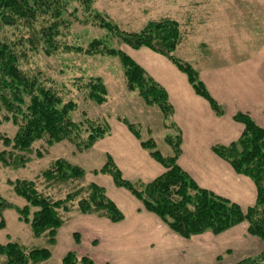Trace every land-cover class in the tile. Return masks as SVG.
<instances>
[{"label":"trees","instance_id":"16d2710c","mask_svg":"<svg viewBox=\"0 0 264 264\" xmlns=\"http://www.w3.org/2000/svg\"><path fill=\"white\" fill-rule=\"evenodd\" d=\"M96 1L0 0V123L10 122L16 127L12 137L0 134V165L13 170L23 169L33 158H42L47 148L56 143L70 142L77 152H81L110 134L112 117L102 112L97 115L88 112L107 103L109 90L104 78L79 77L68 91L36 69L32 59L37 53L52 56L56 52H74L112 57L118 60L124 91L134 94L145 106L158 109L163 128L170 130L164 137L170 152L162 154L156 149L153 138H140L138 125L115 116L113 118L129 129L164 172L148 183H131L123 179L111 157H107L105 164L92 173L110 176L116 187L130 192L145 211L157 216L182 239L205 233L219 235L245 223L248 234L264 245V128L248 114L239 112L233 120L243 126L240 137L228 145L212 148L235 173L253 182L256 201L252 207L242 210L228 199L199 187L177 164L182 137L173 121V107L165 89L122 49L109 47L101 40H93L85 48L65 44L73 23H91L105 28L118 43L133 50L148 48L168 59L186 75L195 94L209 103L215 115L222 116L224 108L211 97L198 70L174 54H177L176 47L181 38L178 22L163 18L149 22L137 33H126L118 30L106 10L94 8ZM73 84H76L75 88ZM68 94L69 100H66ZM80 104L89 108L81 109ZM37 142L43 144V151L35 149ZM84 172L78 166L57 159L34 180L10 182L14 194L25 201L19 211L34 236L46 234L52 244L56 231L64 223L62 213L67 212L96 214L112 223L123 219V214L102 187L83 181ZM68 181L71 190L58 201L39 190L41 182L49 189L51 184ZM9 205L0 198V209ZM29 216L31 219L27 218ZM0 256L5 257L3 264H37L48 260L50 252L45 248L25 252L18 244L9 242L0 244ZM62 262L95 264L72 252ZM238 264H264V247L255 257L245 258Z\"/></svg>","mask_w":264,"mask_h":264},{"label":"crops","instance_id":"0c3cea01","mask_svg":"<svg viewBox=\"0 0 264 264\" xmlns=\"http://www.w3.org/2000/svg\"><path fill=\"white\" fill-rule=\"evenodd\" d=\"M177 7L179 9L175 13L180 20L168 18L177 21L180 26L177 55L198 70L211 97L224 108L222 116L215 115L209 103L195 94L186 75L162 55L148 48L133 50L123 45L121 49L167 93L173 107V121L182 137L181 154L177 160L179 167L199 187L247 210L256 199L253 182L235 173L212 148L215 145H228L240 137L243 126L233 120L239 112L248 114L264 128V0H180ZM215 49H236L242 54H247L249 50V56L244 55L238 61L231 60L225 69L212 68ZM116 123L115 126L111 125L112 135L95 143L93 148L101 152L99 149L104 147L107 152H102L103 159L108 154L123 179L131 183H148L160 176L164 168L150 157L123 123ZM111 138L114 141L108 143ZM86 179L88 183L103 187L125 218L123 222L114 224L103 218L73 215L69 223L56 233V237L63 236L62 245H66L68 252L75 245L80 248L79 252L82 248V244L74 242L75 233L80 234L82 240L89 238V235L95 240H107L109 247L120 246L123 237H127L130 238L129 244L134 246L136 239L131 238L137 235V229H143L140 225L145 226L146 230L147 264H151L157 251L172 249L170 242L183 243L157 216L145 211L134 196L117 188L109 176L88 174ZM129 217L132 218L128 220ZM148 227L149 230H162L156 234V243L159 244H155V249L150 248L154 237L148 233ZM246 229L247 225L243 223L220 236L246 239ZM115 253H119L120 257L123 255L120 250Z\"/></svg>","mask_w":264,"mask_h":264},{"label":"rangeland","instance_id":"374dc122","mask_svg":"<svg viewBox=\"0 0 264 264\" xmlns=\"http://www.w3.org/2000/svg\"><path fill=\"white\" fill-rule=\"evenodd\" d=\"M179 3L180 0H97L94 8L99 11H102V9L106 10L111 19L114 20V25L118 30L126 33H137L149 22L172 17L180 20L175 13L176 11L178 12L179 8L177 5H179ZM79 15L83 18L82 13ZM93 40L104 41L107 46L116 49H121L123 45L125 46V44L118 43L117 40L113 39L107 29L98 27L95 24L92 25L91 23H73L66 37L65 44L85 48ZM174 54L177 55L176 52ZM244 55L249 56V50L247 54H242L236 51V49H215L213 59L211 60L212 68L218 67L225 69L226 65H228L231 60L235 61L238 58L241 60ZM32 61L37 65L36 69L42 71L48 80L52 79L53 81H57L56 83L58 86L60 84L68 91L72 88L71 85L73 81L76 82V79L79 77L87 79L89 77L100 76L104 78L109 90L107 94V103L104 104L102 108H92L88 110L90 115H97L102 112L106 114V116L112 117L110 121L112 126H115L117 124L116 122L122 124L120 120L113 117L125 118L130 123L139 126L138 130L142 140L153 138L156 142L157 150H160L162 154H168L170 152L164 143V137L169 134L170 130L163 128V120L156 107H147L134 94H129L124 91L123 80L121 79L117 59L102 55L86 56L74 52H56L52 56H46L43 52H39L34 56ZM75 85L73 84V88H75ZM65 99L69 100V94L65 96ZM79 107L81 109L89 108L81 104ZM15 131L16 127L12 123H0V134L12 137ZM111 133L113 132H111L110 129L109 137L112 135ZM113 141L114 138H111L108 143H112ZM42 145L41 142H37L34 147L35 149L43 151ZM93 147L94 145L87 150L77 152L73 144L64 141L47 148L48 150L45 151L46 153H44L42 158H33L23 169L13 170L4 168L0 165V198L10 204L0 209V244L5 245L9 242L16 243L21 246L25 252L31 249H47L50 252V258L48 260L39 261L37 264H63L62 259L71 252L80 257H87L95 264H147L148 259H146L147 256L145 255L147 239H144V237H146V230H144L145 226L140 225L143 229H137V235H133L131 238V240L136 239V242L133 241L135 242L134 246L129 244L130 238L128 239L127 237L126 239L123 237L120 246L115 245L109 247L107 245V240H95L91 238L92 235H89V238L86 240H82L81 235L75 233L74 242L76 244H82V248L79 252L78 249L80 248H77L75 245L72 251L68 252L65 249L66 245H62L63 236L56 237L55 234L54 242L51 244L49 236L46 234L38 237L34 236L29 223L21 218L19 210L23 208L25 201L14 194L11 189V181L16 179L34 180L38 173L49 167L53 161L62 159L83 169L85 171L83 181L88 183L86 179L88 174L105 175L94 174L92 172L93 170H99L105 164L107 157H110L106 154V156H104L105 159H103V153L106 151L104 147L99 149L101 152L95 150ZM40 181L41 180H39V182ZM49 187V189H46V185L41 182L39 190L45 195L50 194L49 196L53 201L61 200L71 190L69 181L66 183L51 184ZM104 191L108 197L107 191L105 189ZM115 205L120 210L117 204ZM121 213L123 214V219L118 223L123 222L125 218V214L122 211ZM73 214L74 213L69 214V212L62 213L64 223L58 230L69 223L73 218ZM89 216L99 218L96 214H91ZM27 218L31 219L30 216ZM131 218L132 217H129L128 220ZM95 220L97 221V219ZM146 229L149 234H153L150 236L154 237V243L151 244L150 248H157L155 244L159 243H156V234L162 230L160 228L149 230V227ZM110 232L111 231H109L108 234L109 236L111 235ZM125 232L129 233V230ZM220 235L221 234L213 235L205 233L187 240L181 238L183 243H179L178 241L175 243L170 242V244L173 245L172 249L157 251L151 264H238L245 258L255 257L264 247L259 239L251 237L248 234L247 229L245 231L246 239L237 240L238 238L233 237L227 239L225 235ZM64 249L65 254L63 255L62 252ZM117 250L123 252L121 257L119 253H115ZM91 251L96 252L87 253ZM4 260L5 257L0 256V264H3Z\"/></svg>","mask_w":264,"mask_h":264}]
</instances>
